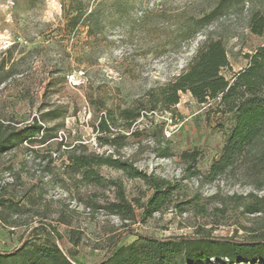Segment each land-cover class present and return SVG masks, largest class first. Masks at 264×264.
Returning a JSON list of instances; mask_svg holds the SVG:
<instances>
[{
	"label": "rangeland",
	"instance_id": "374dc122",
	"mask_svg": "<svg viewBox=\"0 0 264 264\" xmlns=\"http://www.w3.org/2000/svg\"><path fill=\"white\" fill-rule=\"evenodd\" d=\"M84 1L88 14L95 0ZM61 2L0 0V61L6 62L0 66V78H5L0 84V133L31 122L41 111L59 113L57 138L0 153V192L7 199L0 205V251L13 252L30 236L43 239L53 233L74 264H96L109 255L111 242L127 224L152 237L242 241L264 236V213L245 214L236 200L226 199L263 193L237 181L241 169L214 182L184 173L186 163L180 157L184 151H200L197 168L202 174L222 154L234 119L222 112L220 99L201 103L191 92H180L176 106L143 111L130 132L120 118V108L149 106V92L181 74L208 37L224 38L231 69L222 73L228 79L245 68L247 56L264 46V33L257 35L249 28L253 10L264 14V0L230 8L188 42L176 40L173 16L185 8L199 14L218 0H122L126 7L122 15L116 0H110L104 26L72 31ZM146 12L151 19L144 29L140 19ZM102 101L113 111L114 146L97 140L102 134L96 129L92 102L97 107ZM79 144L87 152L129 161L149 175L179 181L181 191L174 203H181L183 211L172 205L146 221L141 220L140 209L134 221L108 213L101 205L113 198L111 187L89 185L64 173L68 149ZM98 170L106 180H120L130 200L146 202L153 193L144 180L125 170L106 165ZM215 194L219 197L211 199ZM222 200L224 211H217ZM38 228L44 229L37 232ZM136 238L130 235L119 245Z\"/></svg>",
	"mask_w": 264,
	"mask_h": 264
},
{
	"label": "trees",
	"instance_id": "16d2710c",
	"mask_svg": "<svg viewBox=\"0 0 264 264\" xmlns=\"http://www.w3.org/2000/svg\"><path fill=\"white\" fill-rule=\"evenodd\" d=\"M110 0H95L90 12L87 14L88 5L84 0H72L69 4L62 0V8L66 24L70 31L77 27L104 26L103 17L106 14ZM247 0H218L211 9L203 10L199 14L191 13L187 8L181 10L173 17L175 19L174 34L179 42H188L208 25L218 20L225 11ZM251 1V0H250ZM116 8L120 15L123 14L125 4L116 0ZM87 14V15H86ZM86 15V16H85ZM81 21V18H83ZM151 13L146 12L140 19L141 26L148 27ZM250 30L257 35L264 33V14L261 10H253L249 20ZM248 65L239 72L233 73L230 79L222 73L223 69H231L228 52L224 38L208 37L200 46L195 56L181 74L157 90L149 92L150 105L142 103L136 107L120 108V118L123 127L128 132L140 117L141 113L154 112L158 108L171 109L180 102V92H191L194 98L201 103L209 100L220 99L222 112L233 116L234 124L225 139L222 154L213 161L205 174L197 168L201 155L198 149L184 151L181 159L186 163L184 173L192 177H199L201 181H216L219 177L232 174L237 169L242 173L237 178L240 183H249L256 190L263 192L257 194L228 195L226 199H234L239 203L245 214L264 213V46L247 56ZM9 62V61H8ZM6 62L0 61V66L5 67ZM5 78H0V84ZM96 129L102 135L97 137L101 145L114 146L111 121L112 108L105 102L95 107ZM98 114L100 116L98 117ZM59 113L56 109L41 111L29 123L21 127H13L0 133V153L13 148H18L28 143H48L57 138L58 124L56 120ZM57 128V129H56ZM65 163V174L79 177V181L100 187H111L113 198H106L101 207L108 213L119 216L123 221L136 220L137 209L141 210V220L154 216L170 206L181 211V203H174V197L181 191L179 181H172L160 176L149 175L129 161H123L112 155L96 152H87L83 144L68 149ZM110 166L125 170L131 177H139L145 181L152 195L146 202L140 199L130 200L120 180H106L100 173V166ZM219 197L218 194L210 197ZM7 199L0 192V205ZM224 211L225 200H222ZM97 207L99 204H95ZM13 210V206H9ZM120 234L110 244V253L96 264H238L264 262V236H253L250 239L236 240L232 237L210 238L206 236H169L152 237L139 234L126 225ZM43 227V226H42ZM44 228L36 229L41 232ZM48 233L42 236L26 238L21 246L13 252L0 251V264H74L61 250L57 241ZM130 235L137 238L129 244L119 243Z\"/></svg>",
	"mask_w": 264,
	"mask_h": 264
},
{
	"label": "built area",
	"instance_id": "2783aa9c",
	"mask_svg": "<svg viewBox=\"0 0 264 264\" xmlns=\"http://www.w3.org/2000/svg\"><path fill=\"white\" fill-rule=\"evenodd\" d=\"M80 73H83V71H80Z\"/></svg>",
	"mask_w": 264,
	"mask_h": 264
}]
</instances>
